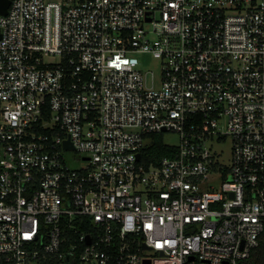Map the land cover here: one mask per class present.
Segmentation results:
<instances>
[{
	"label": "built area",
	"instance_id": "built-area-1",
	"mask_svg": "<svg viewBox=\"0 0 264 264\" xmlns=\"http://www.w3.org/2000/svg\"><path fill=\"white\" fill-rule=\"evenodd\" d=\"M10 1L0 264L248 259L264 231V0ZM164 132L180 144L155 163Z\"/></svg>",
	"mask_w": 264,
	"mask_h": 264
},
{
	"label": "rangeland",
	"instance_id": "rangeland-1",
	"mask_svg": "<svg viewBox=\"0 0 264 264\" xmlns=\"http://www.w3.org/2000/svg\"><path fill=\"white\" fill-rule=\"evenodd\" d=\"M157 61L148 58L146 64L147 68H153L156 65ZM163 142L169 145L177 146L180 144V136L175 132H164L162 133ZM231 147L232 140L230 137H225L223 141L216 144V148L221 152V160L225 163L230 162L231 156ZM64 154L66 156L67 165L73 168H79L83 166L85 163L81 157H79V153L74 149L64 150Z\"/></svg>",
	"mask_w": 264,
	"mask_h": 264
},
{
	"label": "trees",
	"instance_id": "trees-1",
	"mask_svg": "<svg viewBox=\"0 0 264 264\" xmlns=\"http://www.w3.org/2000/svg\"><path fill=\"white\" fill-rule=\"evenodd\" d=\"M154 143L146 149V152L150 153L152 156L151 161L156 163L158 158L163 155H174L176 150L174 148L168 147L164 142L162 135H156ZM240 264H264V231L260 236L259 246L256 247L252 255L240 262Z\"/></svg>",
	"mask_w": 264,
	"mask_h": 264
},
{
	"label": "water",
	"instance_id": "water-1",
	"mask_svg": "<svg viewBox=\"0 0 264 264\" xmlns=\"http://www.w3.org/2000/svg\"><path fill=\"white\" fill-rule=\"evenodd\" d=\"M10 0H0V13L1 14H6L7 13V10L10 6ZM66 146L67 147H72V144L70 141H66ZM140 156V155H138Z\"/></svg>",
	"mask_w": 264,
	"mask_h": 264
}]
</instances>
